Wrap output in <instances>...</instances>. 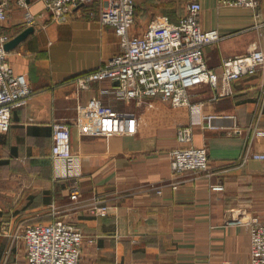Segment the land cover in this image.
I'll return each instance as SVG.
<instances>
[{"label":"crops","instance_id":"crops-1","mask_svg":"<svg viewBox=\"0 0 264 264\" xmlns=\"http://www.w3.org/2000/svg\"><path fill=\"white\" fill-rule=\"evenodd\" d=\"M197 1L202 29L227 37L205 48L210 68L220 72L223 59L264 47V29H255L264 22V0L255 10ZM31 3L35 31L7 52L34 95L14 109L9 131L0 134V264L25 263V231L52 221L53 206L85 235L80 264H249V229L230 219L242 210L264 220V165L245 159L264 150V72L234 82L233 94L217 100L209 85L194 88L190 102L198 109L160 99L116 100L112 81L77 95L74 78L120 53V39L100 24L98 12L81 16L80 6L54 22L43 4ZM8 8L0 34L10 41L26 29V9L18 0ZM156 14L147 27L161 17L178 21ZM210 115L219 117L215 130L206 128ZM54 122L69 126L81 164L76 203L69 182L54 180ZM178 126H192L194 146L208 149V174L174 177L169 153L177 147ZM215 185L224 190L213 191ZM102 204L109 207L107 217L93 212Z\"/></svg>","mask_w":264,"mask_h":264},{"label":"built area","instance_id":"built-area-1","mask_svg":"<svg viewBox=\"0 0 264 264\" xmlns=\"http://www.w3.org/2000/svg\"><path fill=\"white\" fill-rule=\"evenodd\" d=\"M30 0H18L26 9L23 26L35 27L37 16L30 9ZM43 4L52 21H65L69 13L80 6L96 5L99 22L114 30L120 39L122 51L113 56L99 69L74 78L76 93L91 89L95 83L112 81L116 84L112 92L116 100L144 103L145 100L160 99L174 107L200 105L190 102L191 91L203 84L213 90V99L233 94L232 84L245 76L264 72V47L231 59H223L221 71L210 68L205 59V48L221 43L225 38L219 30L204 31L201 26L203 7L201 2H190L184 16L177 22L169 17L153 21L143 35H133L137 0H31ZM220 7L257 9L258 0H217ZM10 0L0 2V25L8 21ZM31 3V4H32ZM264 29V22L255 27ZM262 35V34H261ZM8 38L0 34V134L9 131L14 109L26 106L33 89L25 75L17 74L8 61L5 49ZM218 116L206 118V128L215 130L214 120ZM52 160L55 181H68L70 199L79 201L80 161L73 153L71 132L63 122L52 124ZM177 147L169 153L172 173L176 179L193 174H208L210 157L206 147L193 144L192 126H178ZM264 165V150L245 156ZM172 188L177 190L178 183ZM213 191L224 190L222 185L212 187ZM158 191V194H161ZM93 212L99 217L109 215V207L96 205ZM52 221L29 226L24 234L27 248L24 264H80L85 235L75 224L60 219L57 207H52ZM232 223L244 224L250 233L251 259L249 264H264V220L247 215L238 210L230 219ZM95 239H89L94 243Z\"/></svg>","mask_w":264,"mask_h":264},{"label":"rangeland","instance_id":"rangeland-1","mask_svg":"<svg viewBox=\"0 0 264 264\" xmlns=\"http://www.w3.org/2000/svg\"><path fill=\"white\" fill-rule=\"evenodd\" d=\"M188 3V1L183 0H137L135 26L132 34L134 35L144 32L150 21L155 18L152 16L153 13H157L155 16L162 14L174 15V17H178L179 20V18L184 16ZM78 11L81 16H84V14L93 15L98 12V9L92 4L82 6Z\"/></svg>","mask_w":264,"mask_h":264},{"label":"water","instance_id":"water-1","mask_svg":"<svg viewBox=\"0 0 264 264\" xmlns=\"http://www.w3.org/2000/svg\"><path fill=\"white\" fill-rule=\"evenodd\" d=\"M35 29L33 27H28L20 34L15 36L12 40L6 43L5 49L7 52L14 50L20 43L25 41L32 33H34Z\"/></svg>","mask_w":264,"mask_h":264}]
</instances>
